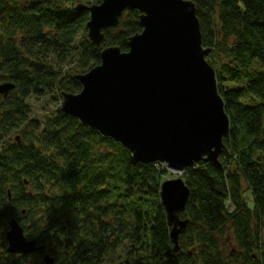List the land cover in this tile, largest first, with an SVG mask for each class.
Listing matches in <instances>:
<instances>
[{"label":"trees","instance_id":"16d2710c","mask_svg":"<svg viewBox=\"0 0 264 264\" xmlns=\"http://www.w3.org/2000/svg\"><path fill=\"white\" fill-rule=\"evenodd\" d=\"M102 1L0 0V85H15L1 102L0 264H44L48 254L55 264H264V0H188L230 131L219 164L201 161L182 176L190 222L178 251L160 196L165 166L136 161L61 107L31 117L30 99L79 94V76L105 49L128 52L143 32L141 13L127 10L94 44L85 7ZM13 219L45 248L10 254Z\"/></svg>","mask_w":264,"mask_h":264},{"label":"water","instance_id":"95a60500","mask_svg":"<svg viewBox=\"0 0 264 264\" xmlns=\"http://www.w3.org/2000/svg\"><path fill=\"white\" fill-rule=\"evenodd\" d=\"M85 9L91 15L89 39L96 45L127 10L141 13L143 32L130 39L128 52L105 49L101 64L79 76L83 90L64 95L62 111L121 143L136 161L159 162L180 174L165 180L160 192L178 251L190 222L182 218L191 195L182 175L201 161L219 164L230 131L196 6L188 0H103ZM14 87L0 85V95ZM7 241L10 254L28 256L45 248L28 240L16 219ZM44 264L55 259L48 254Z\"/></svg>","mask_w":264,"mask_h":264},{"label":"rangeland","instance_id":"374dc122","mask_svg":"<svg viewBox=\"0 0 264 264\" xmlns=\"http://www.w3.org/2000/svg\"><path fill=\"white\" fill-rule=\"evenodd\" d=\"M97 5V4H95ZM88 37H89V32H88ZM63 98H58L56 101L53 100V98L50 95H47L42 98H32L29 100V105L32 108V113L31 117L34 119H39L42 120L44 117L48 116L49 114H53L55 110H57L59 107H63L64 102H65V97L62 95ZM14 135V136H13ZM12 136V140H15V137H19L21 133H16L14 132ZM20 140V137H19ZM169 173L166 175L165 180L167 179H173L176 177H179L180 174H175L168 170ZM183 176V175H182ZM225 245V250L226 251H234L235 250V244L233 243H227L226 241L224 242Z\"/></svg>","mask_w":264,"mask_h":264},{"label":"flooded vegetation","instance_id":"af4514ba","mask_svg":"<svg viewBox=\"0 0 264 264\" xmlns=\"http://www.w3.org/2000/svg\"><path fill=\"white\" fill-rule=\"evenodd\" d=\"M8 96V95H7ZM7 96H3V95H0V106H1V112H2V104H1V102H2V100L5 98H7ZM1 112H0V115H1Z\"/></svg>","mask_w":264,"mask_h":264},{"label":"bare ground","instance_id":"6f19581e","mask_svg":"<svg viewBox=\"0 0 264 264\" xmlns=\"http://www.w3.org/2000/svg\"><path fill=\"white\" fill-rule=\"evenodd\" d=\"M175 174H178V173H175Z\"/></svg>","mask_w":264,"mask_h":264}]
</instances>
